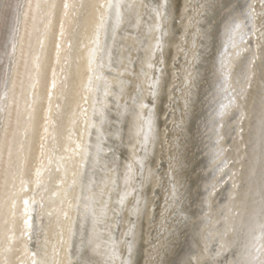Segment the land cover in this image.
<instances>
[{
	"label": "bare ground",
	"instance_id": "6f19581e",
	"mask_svg": "<svg viewBox=\"0 0 264 264\" xmlns=\"http://www.w3.org/2000/svg\"><path fill=\"white\" fill-rule=\"evenodd\" d=\"M0 264H264V0H0Z\"/></svg>",
	"mask_w": 264,
	"mask_h": 264
}]
</instances>
